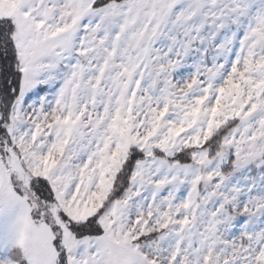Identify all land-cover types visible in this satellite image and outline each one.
I'll return each mask as SVG.
<instances>
[{"label":"snow or ice","instance_id":"obj_1","mask_svg":"<svg viewBox=\"0 0 264 264\" xmlns=\"http://www.w3.org/2000/svg\"><path fill=\"white\" fill-rule=\"evenodd\" d=\"M0 264H264V0H0Z\"/></svg>","mask_w":264,"mask_h":264}]
</instances>
